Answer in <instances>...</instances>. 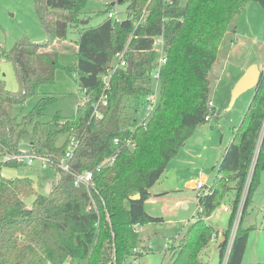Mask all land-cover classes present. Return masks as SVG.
Listing matches in <instances>:
<instances>
[{
  "label": "trees",
  "instance_id": "16d2710c",
  "mask_svg": "<svg viewBox=\"0 0 264 264\" xmlns=\"http://www.w3.org/2000/svg\"><path fill=\"white\" fill-rule=\"evenodd\" d=\"M87 1L35 0V13L47 39L36 43L23 37L2 51L12 62L18 90H7L0 76V147L9 153L47 157L54 175L47 195L38 193L29 176L0 175V264H121L141 248L136 226L162 220L145 211L149 189L193 130L206 122L204 116L214 113L213 104L208 107L209 75L223 40L234 32L232 21L249 0H186L184 4L180 0H105L104 9L95 13L104 14V19L95 26L81 23L89 21ZM251 1L264 7V0ZM112 2L126 3L125 18L107 17ZM144 9V22L134 28ZM69 30L79 34L75 56L70 64H59V48L53 43L65 39ZM157 35H163L166 52L159 72V100L148 119L139 120V108L153 90L151 72L157 54L152 37ZM126 44L124 58L131 62V70L125 66L112 73L104 92L107 103L98 106L100 117L93 116L92 105L103 93L101 76ZM57 68L74 78L87 100L77 106L74 117L57 112L42 121L40 117L56 97L39 87L54 83ZM254 89L222 150L211 184L197 193L196 214L167 246L170 264H207L201 253L216 233L208 218L224 204V195L234 191L222 232L227 237L248 180L227 260V264H242L253 226L242 227L241 218L264 170V64ZM32 97L37 98L32 108L16 118L15 106ZM125 98L132 100L128 102L132 109L121 120ZM71 134L79 143L69 161L70 170L91 171L92 185L76 186L72 174L58 167ZM60 136H64L61 142ZM124 139L134 146H126ZM115 152L112 165L99 166ZM19 165L15 161L3 164ZM135 194L139 199L130 200ZM29 196L33 197L30 207L24 201ZM224 246V242L217 246V264Z\"/></svg>",
  "mask_w": 264,
  "mask_h": 264
},
{
  "label": "rangeland",
  "instance_id": "374dc122",
  "mask_svg": "<svg viewBox=\"0 0 264 264\" xmlns=\"http://www.w3.org/2000/svg\"><path fill=\"white\" fill-rule=\"evenodd\" d=\"M116 1V0H114ZM186 0H180L184 4ZM105 0H88L85 11L89 15L88 26H92L104 18V14L96 12L104 9ZM126 3H115L111 9L117 11V19L126 15ZM235 26L231 42L217 54L213 72L210 73V99L214 103V113L210 120L198 125L186 139L183 146L169 160L159 180L151 187L152 194L145 199V210L155 216H162L161 221H153L139 225L138 231L141 238V248L133 250L134 255L124 259L121 264H170L167 246L182 235L187 222L196 214L198 190L190 188L188 180L198 175L206 174L207 185L212 182L216 174V165L222 155V148L231 140L234 127L241 120L253 94L254 88L242 92L230 105L231 90L236 83L233 80L241 74L243 68L251 64L259 69L264 64V7L255 1H247L241 8L237 17L231 23ZM74 32L69 30L65 39L74 38ZM26 37L33 42H43L47 35L39 23L35 13V0H0V76L4 80L5 88L15 92L18 84L15 79L12 62L2 55L3 50H9L14 43ZM228 35L226 36V38ZM57 44L59 48L58 63L70 64L75 56V50L69 45ZM66 47L61 48V46ZM225 50V53H224ZM39 91L50 93L56 97L40 119L49 120L55 113L63 117H74L78 103L84 93L78 90L73 77L68 76L64 70L57 68L54 83L44 84ZM36 97L29 98L22 105L15 106L14 115L20 118L32 108ZM127 99V98H125ZM132 100L125 101V108L121 111V120L129 114ZM132 105V104H131ZM142 105L138 117H142ZM64 138L60 136L59 142ZM27 141V138H24ZM26 143V142H25ZM36 161L32 165L2 166L0 175L6 178L29 176L33 178L38 193L47 195L52 187L53 171L49 167L40 168ZM39 167V168H38ZM258 184L252 189L248 205L242 214V227L253 226L248 231V240L242 264L264 263V170H260ZM244 188V187H243ZM163 189L170 190L163 196H154L153 192ZM233 193L224 195V205L231 203ZM244 196L242 191L240 201ZM30 207L33 197L24 199ZM239 206V205H238ZM238 209V207H237ZM241 217V214H240ZM239 217V219H240ZM228 213L223 212L219 205L209 217L214 227L226 226ZM139 229V228H138ZM208 249L201 253V260L207 264L218 263V251L212 242ZM71 264V263H70ZM80 264H82L80 262Z\"/></svg>",
  "mask_w": 264,
  "mask_h": 264
},
{
  "label": "built area",
  "instance_id": "2783aa9c",
  "mask_svg": "<svg viewBox=\"0 0 264 264\" xmlns=\"http://www.w3.org/2000/svg\"><path fill=\"white\" fill-rule=\"evenodd\" d=\"M165 1L169 2V0H165ZM145 14L146 13H145V9H144V10H142L138 19L134 22V28H136L140 23L144 22L145 17H146ZM107 17L111 18V19H115V20H120V19H117V11L115 9L114 10L111 9L107 13ZM152 46H153V49L155 50V52L157 54L155 64H154V68L151 72V77H152V82H153V90L151 93H149L144 98V102H143V105L141 108L143 115H142V117H138L139 120L148 119V117L151 115L152 111L154 110V108L158 104V100H159V93H158L159 72H160L161 67L166 62L165 41H164L163 35H157V36L152 37ZM126 48H127V44L125 45L124 49L121 52L116 54L115 63L112 64L107 69L106 73H104L101 76V79H102V82L104 85L103 86V93L101 94V96L99 97L97 102L93 103V105H92L93 111H92L91 115L100 117V114L98 112V106L100 104L106 105V103H107L106 94L104 92L106 89L109 88V80H110L112 73L120 67L127 66V60L124 58V53H125ZM86 100H87V96H84L82 98V100L79 101L78 105H80V106L83 105L86 102ZM208 107H212L211 101H208ZM210 115H211L210 113H207L204 116V120L209 121ZM113 142L119 143L120 141H119V139H114ZM78 143H79V139L74 134H71L67 140V145H66V150H65L64 156L61 159V161L59 162L58 167L61 170L72 174L73 181H74V184L76 186H78L80 184L89 186V185H92V172L91 171H83L80 173H75V172H72L70 170L69 161H70V159L73 155V152H74L75 148L77 147ZM124 143L128 147L134 146V143L130 142L129 139H124ZM116 155H117V152L108 156L107 158H105L100 163L99 166H110V165H112L113 161L115 160ZM9 161H15L16 163H19L22 165H32L34 162L37 161L41 168L49 166V159L43 155L31 154V153H9V152L3 151L0 147V169L3 166V164H5ZM247 185H248V180L246 181L244 188L242 189V191L244 192V196L241 199V202L238 206V209L236 211L235 217H234L233 222H232V226L229 230L227 237H225L224 251H223V255H222V258H221L219 264H227L228 256H229V253H230V250L232 247V243H233V239L235 237L236 229L238 226L240 212H241V205H242V201H243L245 194H246ZM194 188L196 190H198V193L207 191V186H205V184L202 180L195 181ZM222 209L224 211H227L228 207L223 206ZM218 241H219V238H217V236L215 234H212L211 238H210V242L218 243Z\"/></svg>",
  "mask_w": 264,
  "mask_h": 264
},
{
  "label": "crops",
  "instance_id": "0c3cea01",
  "mask_svg": "<svg viewBox=\"0 0 264 264\" xmlns=\"http://www.w3.org/2000/svg\"><path fill=\"white\" fill-rule=\"evenodd\" d=\"M103 19H104V18H103ZM103 19H102V20H103ZM102 20L98 21L97 23H95V24L92 25V26H95V25L99 24ZM88 23H89V21H88ZM88 23H87V24H88ZM72 31L74 32V35H75L73 39H71V40H69V41H67L66 39L56 40V41H54L53 44H54V45H57V44H61V45H62V44H66V43L71 42L72 45H71V44H69V45L71 46V48H73V49L75 50V49H76V40H77L79 34H78L75 30H72ZM234 31H235V29H234ZM225 39H226V42H224L223 44H225V46H226V45H227V42L229 41V39H230V40L232 39V34H230V37L228 36V37L225 38ZM64 46H66V45H64ZM223 48H225V47H220L219 51H221ZM224 53H225V50H224ZM213 69H214V66H213L211 72H213ZM245 69H246V68H243V70L241 71V74H239V75L233 80L232 83H235V81H236V80H237V79L243 74V72H244ZM211 102H212V100H211ZM212 104H213V107H214V103H213V102H212ZM240 121H241V120H240ZM240 121H239V123H240ZM239 123H238V124H239ZM237 126H238V125H237ZM229 142H230V141H229ZM229 142H228V143H229ZM228 143H227V144H228ZM227 144H226V145H227ZM226 145H225V146H226ZM225 146H224V147H225ZM224 147H223L222 149H224ZM217 163H218V162H217ZM39 167H40V166H39ZM39 167H38V168H39ZM40 168H41V167H40ZM197 178H198L199 180H202V181L204 182L205 186H209V185L211 184V183H210V184L207 185V183H206V179H207V177H206V174H204V173H202L201 175H198ZM32 179H33V178H32ZM158 180H159V179H158ZM158 180H157V181H158ZM33 181H34V180H33ZM157 181H156V182H157ZM197 181H198V180H197ZM156 182H155V183H156ZM34 183H35V182H34ZM155 183H154V184H155ZM187 183H188L187 185H188L190 188L192 187V189H195V188H194L195 178H191V179H189ZM154 184H153V185H154ZM36 185H37V184L35 183V187H36ZM153 185H152V186H153ZM152 186H151V187H152ZM151 187H150V189H149V193H150V195L152 194V192H151ZM167 191H170V190L163 189V190H161V191H156V192H153V195H154V196H163V195H165V194L168 193ZM150 195H149V196H150ZM149 196H148V197H149ZM196 203H197V199H196ZM223 206H227V207H228V205H224V204H223V205H221V209H222ZM197 208H198V207H197ZM145 211H146V210H145ZM196 211H197V210H196ZM222 211H223V212H226V213H229L228 210H227V211H224V210L222 209ZM146 212H147V211H146ZM147 213H148V212H147ZM148 214H149V213H148ZM149 215H151V214H149ZM152 216H155V215H152ZM193 216H194V215H193ZM193 216H192V217H193ZM157 217H162V216H157ZM210 217H211V216H210ZM162 218H163V217H162ZM191 219H192V218H191ZM189 220H190V219H189ZM208 221H210L209 218H208ZM227 221H228V218H227ZM210 224L213 225L211 222H210ZM226 225H227V222H226ZM213 227H214V225H213ZM138 228H139V229H138ZM138 228H137V226H136V230H137V231L141 230L140 227H138ZM214 228L216 229V233H215V235L217 236V238L220 239V238L222 237V232H223V230L226 228V226H225L224 228H220V229L217 228V226L214 227ZM247 240H248V239H247ZM212 243H213L214 246L216 247V251H218V247H217L218 245H217V243H216V242H212ZM208 245H209V244H208ZM246 247H247V245H246ZM206 249H208V248H205V249L203 250V252L206 251ZM245 250H246V249H245ZM203 252H202V253H203ZM244 253H245V251H244ZM243 255H244V254H243Z\"/></svg>",
  "mask_w": 264,
  "mask_h": 264
},
{
  "label": "water",
  "instance_id": "95a60500",
  "mask_svg": "<svg viewBox=\"0 0 264 264\" xmlns=\"http://www.w3.org/2000/svg\"><path fill=\"white\" fill-rule=\"evenodd\" d=\"M115 2H112L111 4L114 5ZM82 24H87L88 20H82ZM131 62L127 61V68L130 71L131 70ZM260 74V69L255 64L249 65L243 72V74L238 78L236 83L234 84L232 90H231V97H230V105L233 104L234 100L244 91L255 88L258 83V78ZM130 200H137L139 199V194H135L132 196H129ZM225 237L222 236L217 245L224 242Z\"/></svg>",
  "mask_w": 264,
  "mask_h": 264
}]
</instances>
